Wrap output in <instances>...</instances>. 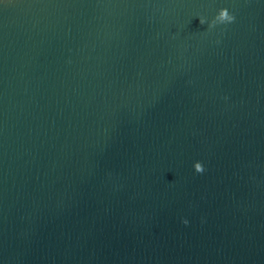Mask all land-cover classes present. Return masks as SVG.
Here are the masks:
<instances>
[{
  "label": "water",
  "instance_id": "water-1",
  "mask_svg": "<svg viewBox=\"0 0 264 264\" xmlns=\"http://www.w3.org/2000/svg\"><path fill=\"white\" fill-rule=\"evenodd\" d=\"M0 264H264V0H0Z\"/></svg>",
  "mask_w": 264,
  "mask_h": 264
},
{
  "label": "clouds",
  "instance_id": "clouds-1",
  "mask_svg": "<svg viewBox=\"0 0 264 264\" xmlns=\"http://www.w3.org/2000/svg\"><path fill=\"white\" fill-rule=\"evenodd\" d=\"M235 19L234 15L230 14L228 9L223 8L218 11V14L215 16V18L208 23V27L212 28L217 24H225V23H231ZM200 23L204 25L206 23L204 18H200ZM194 169L197 173H202L204 171L203 165L201 162H195L194 163ZM184 224H187L188 221L184 220Z\"/></svg>",
  "mask_w": 264,
  "mask_h": 264
}]
</instances>
